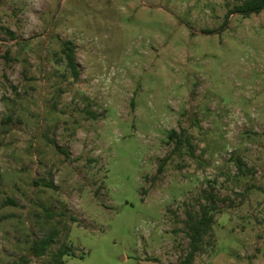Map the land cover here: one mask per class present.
<instances>
[{"label": "rangeland", "instance_id": "rangeland-1", "mask_svg": "<svg viewBox=\"0 0 264 264\" xmlns=\"http://www.w3.org/2000/svg\"><path fill=\"white\" fill-rule=\"evenodd\" d=\"M241 1L0 0V264H182L208 203L189 264H264V9Z\"/></svg>", "mask_w": 264, "mask_h": 264}, {"label": "trees", "instance_id": "trees-1", "mask_svg": "<svg viewBox=\"0 0 264 264\" xmlns=\"http://www.w3.org/2000/svg\"><path fill=\"white\" fill-rule=\"evenodd\" d=\"M264 9V0H242L237 4L233 9H230L229 12H237L242 16H248L252 14H258ZM13 37V34L10 33ZM73 43L70 41H63L60 48L62 54L64 55L66 61V67L70 71L72 77L76 79L78 77L79 71L77 68V62L75 59ZM170 137L175 138V148H178L179 145L184 143L183 135L177 134L174 130L170 132ZM161 165L159 166V170ZM50 186V183H48ZM213 210H215V205L213 203L204 204L201 208V216L197 219H192L189 217L187 220L188 234H189V244L190 249L188 254L185 256L182 264H189L192 261L193 255L200 249V241L202 236L207 233H210L211 223L213 216ZM56 231L49 233L44 237L34 239L30 245V253L34 256H43L50 248L52 241L54 239ZM71 249L69 246L59 247L57 251L53 253V264H63L62 258L64 255L68 254Z\"/></svg>", "mask_w": 264, "mask_h": 264}]
</instances>
